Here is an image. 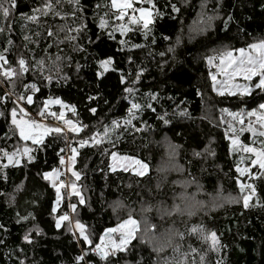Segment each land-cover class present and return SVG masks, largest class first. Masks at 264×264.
<instances>
[{"label":"trees","instance_id":"16d2710c","mask_svg":"<svg viewBox=\"0 0 264 264\" xmlns=\"http://www.w3.org/2000/svg\"><path fill=\"white\" fill-rule=\"evenodd\" d=\"M49 2L53 9L44 15V5ZM0 3L9 6L8 0H0ZM109 4L110 0H79L78 7L82 10L77 11V6L69 0H16V7L10 8L7 20L0 17V28L4 29L0 32V52L8 49L4 55L14 68L18 67L16 61L20 57L29 65V71L23 74L22 81H16L14 88L0 77V96L8 91L15 100L16 95L24 91L21 83H35L40 90L33 94V104L20 101L29 112L37 115L46 99L58 98L65 105L75 106V113L68 111V116L82 126L78 133H50L42 144L35 145L21 140L18 132L12 131L14 126L9 113L14 104L11 101L0 103V112L4 113L0 116V149L13 153L30 145L35 158L30 162L25 157L19 165L7 164V158L0 152V225L3 226L0 227V264H20V261L24 264H76V257L83 254L82 249L88 252L84 264H106L90 251L94 244H84L68 221L56 228V219L68 214V206L76 205L75 220L86 226L94 243H99L104 230L115 227L120 219L112 204L122 202L132 209L136 207L138 214L144 204L157 203V195L149 199L145 189L153 185L151 178L156 174L153 167L156 159L151 154L161 151L160 144L170 135L171 127L195 124L203 116L224 110H253L264 102V92L256 88L243 98L216 93L206 61L210 51L219 46L239 49L264 39V0H153L154 19L149 29L144 30L141 23L123 35L113 31V25L118 23L115 18L110 14L105 17L106 12L111 13ZM172 5L179 11L174 12ZM203 7L215 17L209 27L199 32L193 26L201 18ZM37 9L39 11H34ZM32 15L38 19L26 18ZM101 17L108 20L109 26L105 29L99 27ZM82 24L87 27L79 33L67 31ZM49 31L54 35L49 37ZM25 36L29 39L25 40ZM67 36L76 39L69 40ZM109 56L113 58L112 68L98 78L97 61ZM40 60L45 62L42 75L33 67ZM121 75L125 77L124 83L120 82ZM48 76L51 80L44 78ZM125 88L133 91L125 92ZM152 95L157 99L152 100ZM89 96L96 99L89 101ZM132 103L142 107L129 125L125 121L131 118L128 110ZM148 104L155 111L148 108ZM93 107L97 109L95 114L89 111ZM182 112L186 115H181ZM159 116L170 123L164 124ZM114 121L118 127L114 126ZM104 130L107 133L99 144L87 143L80 147L81 141L90 140ZM242 137L247 144H253L250 132ZM202 140L201 146L174 142L180 145L178 159L185 173L203 184L201 197L198 195L195 199L203 202L205 209L186 220V225L160 224L163 229L175 228L174 236L177 232L183 233L184 239L175 236V241L179 245L185 242L186 250L192 247L200 253L206 249L201 234L215 232L218 244L207 253L210 264H264V177L249 180L256 194L245 208L241 200L248 191H241L237 183L239 174L230 169L221 156L216 134L210 130L203 134ZM255 145L259 146V142ZM72 148L78 150L73 169L80 174V179L74 182L85 203H79L80 197L75 192L68 200L64 190L63 199L53 213L56 190L42 175L61 168L60 157L67 161L66 158L72 156ZM113 152L140 159L149 165L152 173L138 178L127 172L111 171ZM238 158L237 153L230 154L234 167L239 164ZM256 176L260 173L256 172ZM97 183L109 192L103 202H97ZM162 188L165 193L178 191L174 185ZM218 196L225 198V202L213 205V198ZM154 213H149L152 223H157L151 232L153 235L159 222L164 221V218L158 219L156 210ZM96 214L99 215L95 219L87 217ZM194 227L198 229L197 234H190ZM25 235L30 237L31 243L24 240ZM137 236L145 242L139 238L133 240L127 252L111 257L114 264H176L178 261L173 260L172 246L156 252L150 239ZM164 240L161 244L166 245L169 239Z\"/></svg>","mask_w":264,"mask_h":264},{"label":"snow or ice","instance_id":"6c2138e0","mask_svg":"<svg viewBox=\"0 0 264 264\" xmlns=\"http://www.w3.org/2000/svg\"><path fill=\"white\" fill-rule=\"evenodd\" d=\"M59 2V0H57ZM69 3H74L77 8V11H81L79 6V0H69ZM144 3H148L151 5L152 9H155V5L152 4V0H110V4L107 6L110 8L111 13L106 12L105 17L109 16V14L115 18V20L118 22L116 25H113V31H119L122 35L130 32L133 30L134 27L140 26L142 22V28L144 30L149 29V25L153 22L154 19V13L149 8L136 5H143ZM8 7H5L3 3H0V17L7 20V18L10 16V8L16 7V0H8ZM97 7H100V5H97ZM45 11L43 12L44 15H47L49 12L52 11L53 5L51 2L44 5ZM129 10H131L132 15H129ZM172 10L174 12H178L179 9L172 5ZM39 11V9L34 10ZM138 13V15H136ZM55 15H59V13H54ZM75 15V12L73 13ZM105 17L100 18L99 27L101 29H105L109 26L108 20L105 19ZM29 20L35 21L38 19L36 15L28 16L26 17ZM212 18L209 17V20ZM10 27V26H9ZM87 25L82 24L78 26L75 29L69 28L67 29L68 32L75 31L77 33L83 31L84 28H86ZM225 27H227V21H225ZM61 31H65V29L61 28ZM4 29L0 28V32H3ZM54 33L52 31L48 32V36H53ZM111 35V33L109 34ZM69 40H75V36H67L66 37ZM25 40H28L29 37L25 36ZM167 39V37H165ZM9 44L12 43L11 40L8 41ZM121 43H124L123 41ZM133 47H141L140 45H133ZM8 49L5 48L4 52H7ZM169 51H172V49H169ZM4 52H0V77L3 78V82H6L9 86L15 87L16 81L21 80L23 74L29 71V65L25 58L20 57L16 64L18 67H13L7 57L4 55ZM236 52L238 55H234L233 53ZM161 56L164 55V53H160ZM59 59V57L57 58ZM213 57H208L209 64L212 63ZM44 60L36 61L35 67L38 71H40L41 75L43 74V68H44ZM99 71H97L96 75L97 77H101L104 75L105 72H108L110 70V66L113 64V58L111 56L101 59L97 61ZM219 70L223 76L226 77V80L223 82L224 85H227V87L222 86L220 89H217V78L215 75H211V79L213 81V90L217 91L219 95H224L225 92H227L230 96H239L241 98L251 95L253 87L256 89H259L260 91L264 92V40H260L259 42L249 44L247 46V49L245 48H239L234 50H227L223 52L220 55V64H219ZM141 72L143 69L140 70ZM140 73H137V80H139ZM237 77L242 78L246 83H235V79ZM256 77L258 80H254L253 78ZM47 80H51V77H44ZM120 82H125V77L121 75ZM135 83V81H133ZM21 86L23 87L24 91L18 95H16V99L12 100L13 93L5 91L3 96H0V103H7L8 101H11L14 104V107L11 108L9 116L11 119V125L14 126L12 131L14 133L18 132L19 138L21 140H31L33 144L40 145L43 143V139L46 135L50 133H61L64 131V128L62 127H49L48 125L42 124L38 122L35 119H29L28 112L24 107L20 105V101H26L28 105L33 104V94L36 92H39V88L35 83L27 84V83H21ZM125 92H132V88H125ZM89 101L95 100L96 97L89 96L87 97ZM152 100H156L157 97L155 95L151 96ZM52 104H58L61 106V109L68 108L70 111L75 113L76 109L75 106H68L65 105L64 102L60 99H46L43 102V107L39 109L38 115L41 117H44L45 115H51L53 118H55L58 121H62L64 125L67 126L68 130L71 132H80L81 127L77 126L73 121L65 119V113L63 110H61L59 113L56 112H48L47 109ZM141 105L138 103H132L131 108H129V116L130 119L126 120V124H132V119L136 118V111L141 109ZM148 108H152L151 104L147 105ZM153 111H155L154 108H152ZM89 111L95 114L97 111L96 108H89ZM181 115H186V112L180 113ZM4 113L0 112V116H3ZM233 117V119H236L238 115L241 116L239 123L241 125L244 124V120L242 118L241 114L238 113H229ZM249 117H255V125L253 123H249L248 127L245 129L244 127H241L240 131H248L252 133L254 137H257L259 139V147L253 146L256 141H253V145H244L241 143V141L235 136L228 137L231 140V145L233 146V150L239 149L244 153H248L251 155V157H254L251 159L250 164L251 166H258V168L261 170L260 176L257 177L255 174L250 173L249 167L240 168L237 166L236 171L241 175H245L246 173H249L252 175L254 179L264 177V103H261L259 105V111L253 110L247 113ZM160 120L163 121L164 124L170 123L169 120L165 119L164 116L158 117ZM114 126L118 127L119 125L116 124V122H113ZM139 131V129H136ZM229 130L233 133L235 132V129L232 127V125H229ZM107 131V130H106ZM227 137V133L225 134ZM88 143L87 140L80 142V147H84ZM93 144H99L100 140L92 138ZM32 149L25 147L23 151L17 150L13 153H8L7 151H4L3 149H0V152H3L4 157L7 158L9 164H20V159L17 158V156L21 157H27L28 161H33L35 158L30 154ZM63 151V149H61ZM72 156L69 158L70 161L74 162L76 156L78 155V150L76 148L71 149ZM195 155H200L199 153H195ZM111 158L113 160V164L110 165L111 169L113 171L116 170L117 164H119L120 167L123 168L124 171H128L129 168L133 170V172L137 176H145L146 173L149 170V165L140 159H137L135 157L130 156H118L117 153L113 152L111 153ZM121 161H126L127 164L120 163ZM60 164H65V159L63 156L60 157ZM7 165H5L6 167ZM59 172L57 169H52L50 172H44L42 175V178L46 181L52 182V187L56 190V202L57 204L61 200V189L67 187L62 181L57 182L59 180ZM72 176L75 177L76 180L80 179V174L76 171H72ZM239 184L241 191L243 192L245 189L250 190V193L248 195H245L243 197V203L244 207H249V201L252 199V197L256 194V188L253 184L249 183L247 185L240 183ZM72 190L75 192L77 196L80 197L79 203L84 204V198L81 196L79 191H76V184L72 183L70 185ZM69 207L75 211L76 205L70 204ZM56 206H53L52 212H56ZM146 211H151V208L149 207L146 209ZM179 205L173 204L171 211H169L167 214L171 215L173 212H180ZM68 221L71 225V218L68 214L60 215L58 219L55 221L56 228H60L62 225V222ZM0 227H3L0 225ZM75 230L79 232V238L82 239V242L86 245H93L94 247L90 248V251L94 253L95 255L99 256L100 260L105 261L106 264H114V262L111 260V257L117 256L118 253H124L129 250V246L132 244L133 240L141 239L142 242L143 238L138 237L137 233L140 231L139 222L134 219L131 215L128 216L127 219H124L120 223H118L115 227L106 228L99 236V243H94V241L91 239L90 235L87 232L86 226L81 223L79 220L75 221L74 224ZM155 227L154 225L152 226ZM198 229L192 228L190 230V234H197ZM75 235V232L73 233ZM175 236L179 238V240L184 239V234L177 232L175 233ZM211 240L213 250L216 249V246L218 244L217 235L215 232H212L209 234L206 239ZM24 240L31 243L30 237L28 235H25ZM2 242V241H0ZM165 246H173V241L171 238L167 241V244ZM164 246H154L153 251L159 252L163 250ZM180 245L177 243L173 246L174 252H179ZM191 251L194 253L196 249L192 248ZM83 254L76 257V264H84L85 257L88 255V252L83 251ZM20 264H24L23 261H20ZM90 264V262H88ZM176 264H183V261H177Z\"/></svg>","mask_w":264,"mask_h":264},{"label":"rangeland","instance_id":"374dc122","mask_svg":"<svg viewBox=\"0 0 264 264\" xmlns=\"http://www.w3.org/2000/svg\"><path fill=\"white\" fill-rule=\"evenodd\" d=\"M152 4H153V0H152ZM136 6L137 7L143 6V7L149 8L154 13V9H152L151 5L148 3H144L143 5L138 4ZM38 15H40V14H38ZM129 15H132L131 10H129ZM136 15H138V13H136ZM199 17H201V18H199L197 20V22L193 26V28H197L200 32L202 30H205L207 27H209L210 23L212 22V20L215 16L210 11L208 12V9L206 7H203L202 13L200 11ZM209 17H211L212 19L209 20ZM58 35L59 34L57 31L55 34L56 38H58ZM260 40H264V39H259V40L253 41L252 43L259 42ZM252 43H250V44H252ZM58 46H59V43L56 40V42H55V49L56 50H58L57 49ZM245 49H247V47H245ZM227 50H234V49L228 48L225 46H222V47L219 46L218 48L212 49L210 51L209 55L207 56L206 61H207L208 69H209V77H210V80L212 83V89H213V81L211 79V75H215L217 78V84H216L217 89H220L222 86L227 87V85L223 84V82L226 80V77L223 76L219 70L220 55ZM233 54L238 55V53H236V52H234ZM208 57L214 58L211 64H209V62H208ZM111 68H112V65L110 66V69ZM253 79L258 80V78H256V77H254ZM234 82L235 83H246L240 77H237ZM254 88L255 87H253V89ZM215 92L218 93L217 91H215ZM225 93H227V92H225ZM20 105L22 107H24L22 105V103H20ZM24 108L26 109V111L29 114L28 117H26V118L35 119L42 124L48 125L49 127H62V128H64V131H66V132L69 131L67 126L64 125L62 121L56 120L55 122H47L46 121L47 115H45L44 117H41L37 114L38 116H36V115L32 114L31 112H29V110L26 107H24ZM61 110H63L65 113V119L73 121L68 116V111H70L68 108L61 109L60 105L52 104L47 109L48 112H57V113H59ZM253 110L259 111V106ZM253 110H240V111L224 110L221 113H215V114H212L209 116H203V117L199 118L195 124L194 123H186L183 125L171 127L169 129L170 135L168 134L167 138H165L163 143L160 144V150L161 151L158 154H151L152 157H154V160L156 159L155 160L156 164L153 166L156 169V172H155L156 174L154 176H152V178H151V180L153 181V183H152L153 185L152 186L147 185L145 189H146L148 195H150V197H151L149 199H155L154 196H155V194L157 195V197H158L157 203L155 205L152 204L151 202H149L148 204H144L141 207V211L138 214H136V207L132 209V207H127L122 202H116V203L112 204L111 207L113 208V210L116 213H118V217H120V219L117 220L118 223H120L124 219H127L128 216L131 215L134 219H136L139 222L140 231L137 233V235H141L145 238L150 239L152 244L157 246V247L164 246L163 247L164 251L166 250V246L164 244H161L165 241L164 238L166 240H168L169 238L173 237L172 238L173 246L175 244H177V242L174 239L175 228L169 227L167 229H163V227L161 225L162 224H170V222L179 223L180 226H182V223H185V225H186V223H187L186 220L192 218L193 216L195 217V213H197L198 211L200 212L203 209H205V205L203 204V202H199V201H197V199H195V198H197L198 195L200 196V194L202 193L203 184H201L196 178H193L190 175H188L187 173H185V168L179 162V159H178V151L177 150L180 147V145L174 141H178L179 143L180 142H187V144L190 146H201L203 143V140H202L203 134H205L211 130L216 134L217 144H218V147L220 149L221 156L223 157L224 161H226L228 163V167L232 170H236L237 166H239L240 168L249 167L250 173L256 175V172L261 173V170L258 168V166H251L250 161L254 157H251L250 154L244 153L239 149L233 150V146L231 145V140L228 138V137L235 135L241 141L242 144L253 145V144H247L242 137L243 134L246 133L247 131H243V132L240 131L241 127H244L246 129L250 122L253 123L254 126L258 127V125H255V119L256 118L255 117H249L247 115L248 112L253 111ZM229 113L241 114L242 118L244 120V124L241 125L239 123V120L241 118L240 115H238L236 119H233V117L231 115H229ZM73 123H75V122L73 121ZM75 124L77 126L81 127V130H82L81 125H79L78 123H75ZM230 124L235 129L234 133L229 130ZM105 129L109 131V129H107V128H105ZM73 133H77V132H73ZM106 133L107 132L104 130L102 133L95 135L94 138L100 140V142H101L102 138L104 137V135ZM226 133H227V137L225 135ZM48 135H46L44 137L43 141L45 140V138ZM250 137L253 141L255 140L256 142H259V139L257 137H254L252 135V133H250ZM92 138L90 140H87L88 143L93 144ZM215 141H216L215 139H214V141L212 140L213 143ZM25 142L32 143L31 140H27ZM253 146L259 147L255 144ZM25 147L32 149V147L30 145H27V146H24V147L17 149V150L22 152ZM210 147L212 148V145H207V148L211 149ZM207 148L205 151H207ZM17 150H15L14 152H16ZM235 153H237L239 155V158H238L239 164L234 167L230 161V154L233 155ZM118 156H124V155H118ZM17 158L20 159V161L22 162L23 158H25V157L17 156ZM66 160L67 161H65V164H63L61 166V168L57 169V171L60 174L59 180L57 182L62 181L65 185H67V187L61 189V200H60V202L63 199L64 190H65V195L68 198V200L71 199L70 197L72 196V193L74 192L72 190V188L70 187V185L72 183H75L74 182L75 177L73 178V176H72V171H74V169H73L74 162L70 161V159H68V157L66 158ZM6 162H7V164H9L8 160ZM113 163L114 162L111 158L110 165H112ZM120 163H123L125 165L127 164L126 161H121ZM252 168H254V170H252ZM110 170L113 171L111 169V167H110ZM115 171L116 172H119V171L127 172L132 177L141 178V176H137L131 168H129L128 171H124L123 168L119 166V164H117ZM151 171L152 170H150V167H149V170L146 174L152 173ZM251 177H252V175L249 173H246L243 176H241L239 174L238 181L240 183L247 185L250 183L249 180L251 179ZM161 179H163V180H161ZM50 183L52 184L51 181H50ZM163 185H169V186L174 185V187H178L177 188L178 191L176 193H175V191H173L174 193H172V192L171 193H165L164 192L165 190L162 188ZM76 191H78L77 187H76ZM244 191H248V193H246V195H248L250 193V190H248V189H245ZM161 192H164V193L161 194ZM108 193H109L108 189L105 186L103 187L99 183H97L95 185V195L97 197V202H103L105 199H107ZM158 193H160V194H158ZM225 200L226 199L223 198L222 196H218V197L213 198L212 204L214 205L217 203H223V202H225ZM241 201L243 202V198ZM59 203L57 204V202H56V204H55L56 209L58 208ZM173 204L179 205V208L181 210L180 212H173V213H175V216L167 214L169 211H171ZM149 207L151 208V211H146V209H148ZM155 210H156V214L158 216V219L164 218V221L159 222V224H158L159 228H158L157 232L153 235V234H151V232H152V230L156 229L157 223H152V221H151L152 216L150 217L149 213H154ZM67 213L69 215H71L70 216L71 222H72L71 227H72L73 231H75L76 233L79 234V232L76 231L75 227H74L76 220H75V214L73 213V210L70 208V210ZM70 213H72V214H70ZM126 213H127V215H126ZM98 215L99 214H96L93 216H87V215L86 216L87 217H93L95 219ZM124 215H126V216H124ZM121 217H123V218H121ZM160 223H162V224H160ZM153 225L155 226L154 228L152 227ZM195 227H196V225H195ZM210 233H212V232L208 231V232L201 234L204 241H206V242H204L206 245V249L204 250L203 253H200V250H197V249L193 253L191 251L192 247L187 248V250H186V247L184 246L185 242H182L180 245V250L178 253L172 251L173 252V254H172L173 260L183 261V264H210V261L207 258V253L209 252V249L210 250L212 249L213 246H212L210 238L206 239V237H208ZM155 239L157 240V242L155 241ZM162 239H163V241H162ZM205 245H204V247H205ZM173 246H172L171 250L173 249ZM183 247H185V248H183ZM207 247H209V248H207Z\"/></svg>","mask_w":264,"mask_h":264},{"label":"built area","instance_id":"2783aa9c","mask_svg":"<svg viewBox=\"0 0 264 264\" xmlns=\"http://www.w3.org/2000/svg\"><path fill=\"white\" fill-rule=\"evenodd\" d=\"M56 113H57V112H56ZM36 116H38V115H36ZM46 117H47V118H46V121H47V122H55V121H56V119L53 118L51 115H47Z\"/></svg>","mask_w":264,"mask_h":264}]
</instances>
